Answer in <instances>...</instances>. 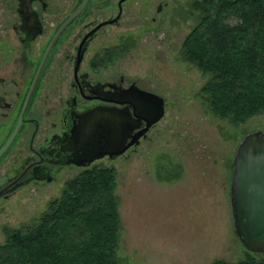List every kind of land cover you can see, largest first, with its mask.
<instances>
[{"label": "rangeland", "instance_id": "1", "mask_svg": "<svg viewBox=\"0 0 264 264\" xmlns=\"http://www.w3.org/2000/svg\"><path fill=\"white\" fill-rule=\"evenodd\" d=\"M47 1L63 9L73 4L72 0ZM107 7L109 11L96 19L113 13L114 4ZM197 11L193 0H126L119 20L106 23L95 36V61H106L101 62L106 64L100 74H122L127 82L135 79L164 97L162 116L137 143L120 155L95 160L116 168L120 227L113 264H208L215 258L240 259L247 250L233 226L232 157L245 132L264 129V111L232 123L205 108L197 90L206 74L180 54ZM1 18L0 14V22ZM55 21H45L48 33ZM46 37L38 35L24 44L11 28L0 24V56H11L9 62L15 67L22 62L12 56H29L31 76ZM52 56H61L59 47ZM4 63L0 71L6 68ZM58 93L50 96L48 105L55 104ZM48 105L55 112V105ZM80 169L64 170L59 178L36 187L30 184L0 203V241L8 228L36 218L47 201L59 194L64 181ZM250 252L264 257V252Z\"/></svg>", "mask_w": 264, "mask_h": 264}, {"label": "trees", "instance_id": "2", "mask_svg": "<svg viewBox=\"0 0 264 264\" xmlns=\"http://www.w3.org/2000/svg\"><path fill=\"white\" fill-rule=\"evenodd\" d=\"M193 5L197 19L180 54L206 74L197 90L205 108L232 123L264 111V0ZM115 178L112 164L68 177L36 218L6 230L0 264H113L120 227ZM208 264H264V257L246 250L240 259Z\"/></svg>", "mask_w": 264, "mask_h": 264}, {"label": "flooded vegetation", "instance_id": "3", "mask_svg": "<svg viewBox=\"0 0 264 264\" xmlns=\"http://www.w3.org/2000/svg\"><path fill=\"white\" fill-rule=\"evenodd\" d=\"M72 1V6L66 9L61 5H49L47 0L1 1L3 10L0 12V24L4 28H11L21 43L30 44L38 35L45 34L47 37L39 58L34 62L31 76L29 56H12L22 62L18 67L9 62L11 56H0V63L3 60L7 62L3 64L6 68L0 71V147L11 133L24 106L16 131L0 153V203L15 192L30 187V184L36 187L59 178L64 170L74 167L82 169L94 165L96 159L122 154L125 150L113 156L104 154L89 160L87 157L91 151L87 147L94 150V134L99 143L104 141L106 131L97 126L91 139L83 143L86 148H82L79 140L71 137L70 128L79 121V112L89 107L113 105L123 108L126 102L120 101L121 90L131 82L148 88L135 79L127 82L122 74L112 77L100 74V67L106 64L101 62L106 61H95V36L106 23L119 20L126 0H98V5H92V0H87L55 37L29 91L49 39L81 0ZM111 3L114 4L113 13L100 15L96 19L98 14L109 11L107 6ZM48 19L57 20L51 33L46 29L45 21ZM58 47L61 56H52ZM27 76L29 78L25 81ZM52 78L57 84L52 85ZM62 88L64 93H58ZM55 92L60 95L53 103L55 112H50L51 108L46 105ZM118 97L119 100L116 99ZM43 109H48L45 114L41 112Z\"/></svg>", "mask_w": 264, "mask_h": 264}, {"label": "water", "instance_id": "4", "mask_svg": "<svg viewBox=\"0 0 264 264\" xmlns=\"http://www.w3.org/2000/svg\"><path fill=\"white\" fill-rule=\"evenodd\" d=\"M86 1L81 0L53 32L32 77L29 91L35 83L42 62L55 37L83 8ZM121 92L120 101L126 102L123 108L119 109L113 105L89 107L79 112V121L70 128L71 137L79 140L82 148H86L83 143L86 139H91L97 126H101L106 131L103 142L98 143V137L94 134V150L87 147L91 151L87 157L89 160L104 154L113 156L124 151L129 145L137 143L139 137L144 135L149 126L164 112V97L157 91L131 82ZM116 99L119 100V97ZM23 109L24 106L11 133L0 147V153L16 131L22 119ZM230 205L234 230L244 247L249 251L264 252V129L262 128L248 130L236 145L232 157Z\"/></svg>", "mask_w": 264, "mask_h": 264}]
</instances>
